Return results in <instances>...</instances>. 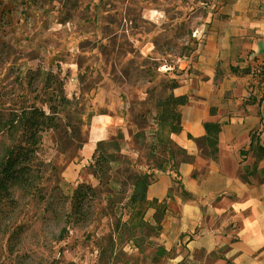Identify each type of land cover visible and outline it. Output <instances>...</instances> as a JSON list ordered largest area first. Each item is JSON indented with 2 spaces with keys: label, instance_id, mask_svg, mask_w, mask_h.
Listing matches in <instances>:
<instances>
[{
  "label": "rangeland",
  "instance_id": "obj_1",
  "mask_svg": "<svg viewBox=\"0 0 264 264\" xmlns=\"http://www.w3.org/2000/svg\"><path fill=\"white\" fill-rule=\"evenodd\" d=\"M212 2L0 0V156L20 135L21 111L51 118L27 171L0 198V264H162L133 174L181 156L167 123L170 142H155L156 102L186 75L181 61ZM258 76L264 96V69ZM104 114L123 124L102 150L75 158L91 118ZM97 156L108 158L102 182Z\"/></svg>",
  "mask_w": 264,
  "mask_h": 264
},
{
  "label": "crops",
  "instance_id": "obj_2",
  "mask_svg": "<svg viewBox=\"0 0 264 264\" xmlns=\"http://www.w3.org/2000/svg\"><path fill=\"white\" fill-rule=\"evenodd\" d=\"M195 37L172 92L187 97L173 139L188 158L155 170L146 188V199L157 203L147 208L150 224L165 204L152 238L165 251L157 257L162 264H264V156L248 150L251 134H264L255 71L264 64V0H213ZM205 122L219 124L213 154L205 144L202 152ZM122 124L110 114L93 116L75 158H90L96 142Z\"/></svg>",
  "mask_w": 264,
  "mask_h": 264
},
{
  "label": "trees",
  "instance_id": "obj_3",
  "mask_svg": "<svg viewBox=\"0 0 264 264\" xmlns=\"http://www.w3.org/2000/svg\"><path fill=\"white\" fill-rule=\"evenodd\" d=\"M194 50V47L190 48L188 53ZM264 69V64L260 65L258 68H255L256 74H259L260 71ZM177 83L173 81L171 83V88H175ZM264 100V96L262 97ZM187 102V97L185 95L181 96H173L168 95L163 100H158L156 102V112L154 120L159 124L155 134V142L159 145H166V143L170 142L169 139L165 140L162 138V128L165 123L170 125L168 131L177 133L180 129L179 126V112L178 107L183 105ZM263 111H264V101H263ZM17 119V120H16ZM51 118L49 115H46L43 110L31 106L29 109H24L21 111L19 115H16L13 118V121L16 120L20 128V135L18 137H13L10 144L4 149L3 154L0 156V198L8 195L9 188L18 180H20L24 173L27 171L28 163L31 160V157L34 152L35 145L39 142V126L44 124V127H50L51 125ZM172 121L174 124H172ZM7 129L14 128V123L12 120H8ZM205 135L201 138L203 144L207 145L208 149L211 146V150H208L209 154H213L216 151V141H217V134L219 132V124L214 122H205L204 123ZM264 132V123L263 128ZM10 131V130H9ZM14 132V131H13ZM20 137V138H19ZM31 140L32 148L28 147V141ZM24 142V145L22 144ZM103 144V140L97 141L95 150L100 151L102 150L101 145ZM94 150V151H95ZM248 150L252 151L253 154L261 158L264 156V138L260 142L258 136L254 133L251 134L250 143L248 146ZM181 156L179 158H161L156 164L153 165L155 170H162L165 171L169 168V170L175 169L176 165L179 161H183L188 158L181 148ZM246 151L241 149L240 153L244 154ZM255 158V159H258ZM108 158L97 156L95 158V165H94V172L98 178L99 182L104 181V175L106 173V163ZM170 163V164H169ZM254 172V169L251 170ZM152 174H133L134 182L132 184L133 187V199L135 202H138L140 205H144L145 207H150L152 205H156V200H147L146 199V188L150 181L152 180ZM176 181V180H175ZM183 195L190 197L187 192L183 190ZM157 207V214H155V233L160 229V219L161 214L164 211L165 204H158ZM159 212V213H158ZM154 233V234H155ZM157 253L163 255L164 250L161 247H157Z\"/></svg>",
  "mask_w": 264,
  "mask_h": 264
}]
</instances>
